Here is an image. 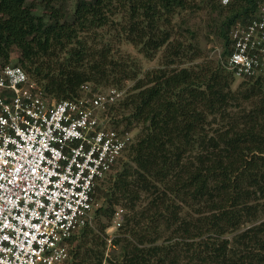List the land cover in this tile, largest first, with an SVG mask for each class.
<instances>
[{"label": "trees", "instance_id": "trees-1", "mask_svg": "<svg viewBox=\"0 0 264 264\" xmlns=\"http://www.w3.org/2000/svg\"><path fill=\"white\" fill-rule=\"evenodd\" d=\"M262 4L0 0V66H21L50 98L76 99L86 83L133 82L105 113L114 127L138 128L122 153L131 163L104 192L111 205L125 200L130 213L110 240L114 253L105 252L109 225L98 221L81 229L67 264H264V83L245 76L233 87L222 62L232 26ZM202 5L216 14L217 59L202 57L194 31L174 21ZM116 41L147 59L162 49L159 66L142 71L130 57L115 58ZM113 216L94 209V222Z\"/></svg>", "mask_w": 264, "mask_h": 264}, {"label": "built area", "instance_id": "built-area-1", "mask_svg": "<svg viewBox=\"0 0 264 264\" xmlns=\"http://www.w3.org/2000/svg\"><path fill=\"white\" fill-rule=\"evenodd\" d=\"M230 38L226 68L264 83V4ZM124 93L86 83L55 101L21 66H0V264H63L70 238L94 226L96 189L133 137L105 114Z\"/></svg>", "mask_w": 264, "mask_h": 264}, {"label": "rangeland", "instance_id": "rangeland-1", "mask_svg": "<svg viewBox=\"0 0 264 264\" xmlns=\"http://www.w3.org/2000/svg\"><path fill=\"white\" fill-rule=\"evenodd\" d=\"M216 1H219L221 4L225 5L229 0H216ZM215 16H216V14H212L210 12L209 6H203L202 5V7L199 9L188 10V11L182 12L181 14H179L177 17L174 18V21L177 25H182V27L187 26L194 31L195 37H196L195 41L202 51V57H207L210 59L219 58L220 57L219 54H220V50H221L220 40L215 36V34L212 31H210L213 29V26H212V28H210V25L212 23L211 22L212 18ZM214 29H215V27H214ZM184 33H186L185 30H184ZM112 47H113L115 58L130 57L140 64L142 71H146V70H149L151 68H155V67L159 66V58H160V55L162 53V49L157 52L156 56L153 59H147L138 51V49L136 47H134L130 43L116 41L115 43H113ZM18 54L19 53L16 49L11 53L12 63L15 62V58ZM198 60H200V58L196 59V61H198ZM222 62L224 63L223 60H222ZM240 80L241 79L239 77H236L233 87H235ZM122 84H123L122 87L126 90V89H129V87H131L133 82L132 81H125ZM89 85L92 88L96 86L93 83H89ZM111 86H114V85H112V84H107V85L101 84L95 88L105 89V88H108ZM137 129L138 128H135L132 131V133L134 135L137 132ZM124 162L131 163L128 160L127 154L125 152L122 155L119 162L117 163L116 167L112 170L111 174L109 176H107L101 182L100 185L102 186V188H101V191L98 192V195L96 198V204H95L96 207H99V206L108 207V208L113 210V213L118 211L119 213H118V215H116V217L120 221V223H123L124 216L128 215L130 213L128 208L125 206V200L119 199L117 203L111 205L108 203L107 199L105 198L104 192H105L107 186L113 181L115 173L121 169V165ZM102 183H103V185H102ZM114 218H115V214H114V217L112 219H107L105 217H101V218H99V220H97V218H96L95 222H94V228L98 227V221H100L101 223H105V224L109 225L108 228L104 232L106 235L105 238H106V242H107V246H106V250H105L106 254H112L116 251V248L109 246L110 240L113 237H115L116 235H118V233H119V228H118L119 226L114 222ZM82 230L80 229L75 234V238L70 243V248H69L70 251L80 242V239H81L80 236H81ZM70 251H69V256H68L67 260H65L63 264H67V262L71 258V252Z\"/></svg>", "mask_w": 264, "mask_h": 264}]
</instances>
